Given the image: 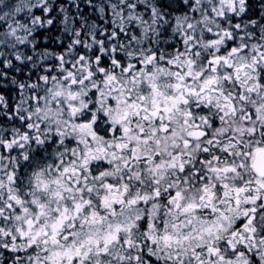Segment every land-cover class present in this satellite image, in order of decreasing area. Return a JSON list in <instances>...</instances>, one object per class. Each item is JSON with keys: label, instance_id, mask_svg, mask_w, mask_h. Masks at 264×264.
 I'll list each match as a JSON object with an SVG mask.
<instances>
[{"label": "snow or ice", "instance_id": "1", "mask_svg": "<svg viewBox=\"0 0 264 264\" xmlns=\"http://www.w3.org/2000/svg\"><path fill=\"white\" fill-rule=\"evenodd\" d=\"M0 264H264V0H0Z\"/></svg>", "mask_w": 264, "mask_h": 264}]
</instances>
